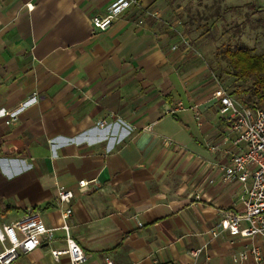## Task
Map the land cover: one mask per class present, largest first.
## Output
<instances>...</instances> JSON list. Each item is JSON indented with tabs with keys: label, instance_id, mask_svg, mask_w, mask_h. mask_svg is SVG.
Instances as JSON below:
<instances>
[{
	"label": "crops",
	"instance_id": "obj_1",
	"mask_svg": "<svg viewBox=\"0 0 264 264\" xmlns=\"http://www.w3.org/2000/svg\"><path fill=\"white\" fill-rule=\"evenodd\" d=\"M117 1L0 0V224L35 212L56 229L14 264H68L51 256L65 245L60 190L73 194L85 264H234L260 242L207 233L243 212V186L217 169L245 147L226 135L217 87L175 33L170 2L137 0L93 28Z\"/></svg>",
	"mask_w": 264,
	"mask_h": 264
},
{
	"label": "built area",
	"instance_id": "obj_2",
	"mask_svg": "<svg viewBox=\"0 0 264 264\" xmlns=\"http://www.w3.org/2000/svg\"><path fill=\"white\" fill-rule=\"evenodd\" d=\"M138 6L137 0H118L112 4L106 16L93 17V28L105 31L113 20L125 10ZM213 97L219 104V114L228 122L227 136H232V145H244L245 150L234 155L227 165L219 166L218 177L223 184L238 182L243 186L244 196L240 203L243 206L242 213L225 211L220 220L208 231L209 239L216 240L223 236L231 238V242L237 238L258 240L260 245H251L239 252L232 254L234 264H264V110H252L247 108L242 101L234 99L223 87H217ZM183 110L179 103L176 108L170 110ZM18 117L12 116L6 122L7 125L17 122ZM100 128L104 123H100ZM212 150H216L212 148ZM212 183V182H210ZM90 183L80 181V191H86ZM73 194L70 191L60 190L57 193V203L60 209L61 226L59 230L64 233V248L51 250V256L55 261L61 257H67L68 264H85L88 257L73 239L70 232L69 220L73 213L71 200ZM56 229L47 228L40 214L29 212L26 216L13 224H0V264H14L19 256H25L37 250L43 244L51 245L54 241ZM191 252L196 258L204 251ZM106 264L113 262L105 258Z\"/></svg>",
	"mask_w": 264,
	"mask_h": 264
},
{
	"label": "rangeland",
	"instance_id": "obj_3",
	"mask_svg": "<svg viewBox=\"0 0 264 264\" xmlns=\"http://www.w3.org/2000/svg\"><path fill=\"white\" fill-rule=\"evenodd\" d=\"M168 1L179 28L175 33L190 42L215 87H223L238 101L246 100V95L238 94L251 81L233 75L227 52L247 49L264 57V0Z\"/></svg>",
	"mask_w": 264,
	"mask_h": 264
},
{
	"label": "trees",
	"instance_id": "obj_4",
	"mask_svg": "<svg viewBox=\"0 0 264 264\" xmlns=\"http://www.w3.org/2000/svg\"><path fill=\"white\" fill-rule=\"evenodd\" d=\"M227 60L235 77L251 81V85L238 94L247 96L244 105L252 110H264V57L252 55L247 49H234L227 52Z\"/></svg>",
	"mask_w": 264,
	"mask_h": 264
}]
</instances>
